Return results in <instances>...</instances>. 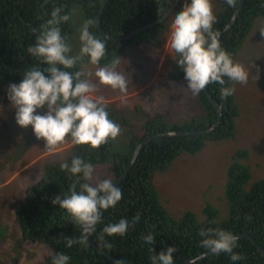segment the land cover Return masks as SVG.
<instances>
[{"label":"trees","instance_id":"obj_1","mask_svg":"<svg viewBox=\"0 0 264 264\" xmlns=\"http://www.w3.org/2000/svg\"><path fill=\"white\" fill-rule=\"evenodd\" d=\"M175 1L108 0L102 15L103 28L111 36L126 35L162 17ZM221 1L224 9L216 15L217 23L214 25L220 31L231 21L240 0H237L235 8L228 7L224 0ZM102 2L103 0H0V88L11 83H19L24 71L36 63L35 58L27 53V47L35 42L32 28L49 19L55 7H61L62 14H70L75 4H82L87 19L95 21L90 31L104 39L105 36L98 27ZM184 2L185 0H181L175 12L182 10ZM263 15L264 6L261 5L260 0H244L237 21L221 38L222 45L234 60L255 19ZM171 16L166 21L150 26L129 39L122 41L108 39V55L102 63L107 62L113 55L121 57L130 46L150 44L157 50H162L167 45L165 37L171 29ZM61 28L62 34L66 37L73 31L69 21L62 24ZM170 52L171 49L166 55ZM173 54L174 57L175 53ZM75 70H80L79 64L72 69ZM168 77L180 79L187 86L180 68L170 72ZM208 88L223 110V118L218 127L209 134L164 136L147 143L122 181L125 188L124 196L103 213L102 220L97 225V232L89 237L97 245L119 258L123 257L126 261L151 264L149 246L144 245L141 239L143 234L151 231L157 233L156 243L152 245L153 250L159 253L162 250L166 251L167 246H174L177 251L173 256L177 263L205 253V250L199 247L201 239L199 230L202 227H218L230 230L236 235L239 233L254 235L264 247V178L256 180L246 188L251 179V171L247 165L237 160L247 157L245 150L237 153L229 168L227 197L230 203V216L221 223L215 222L218 210L211 205H207L203 210L206 215V219H202L204 221L199 222L197 214L193 211H185L181 219L177 220L161 203L154 185V172L166 169L182 151L196 153L204 147L207 140L222 141L234 138L236 119L239 115L235 96L221 99L218 84H210ZM198 96L202 109L199 118L195 117L182 125L170 127L163 114L149 115L141 135L133 133L131 136L129 148L125 153L113 152L112 140L94 150H90L87 146L71 145L72 152L65 161H70L74 154L82 156L92 164H101L112 159L110 172L114 176L113 179H118L129 166L138 144L147 136L171 129H207L215 123L218 109L204 91ZM103 103L108 102L103 101ZM107 107L110 119L120 122L121 117L116 110L108 105ZM61 163L63 162L48 165L42 177L27 187L25 198L16 213L23 238L49 245L52 252L47 259L50 261L53 255L63 252L71 257L69 264H116L117 261L102 254L88 241L86 245L75 244L71 248L66 246V238L78 239L81 232L79 226L68 220L63 209L52 204V200L56 196L63 198V192L68 193L73 185L79 190V183L75 177L66 174L60 168ZM137 213L140 215L139 222L131 226L127 232L102 234L103 224L108 220L119 219L124 214L131 217ZM109 240L112 243H109ZM238 244L234 251L241 253L243 259L235 264H264V255L253 241L239 238ZM191 264H233V262L229 254L221 253L209 254Z\"/></svg>","mask_w":264,"mask_h":264},{"label":"clouds","instance_id":"obj_2","mask_svg":"<svg viewBox=\"0 0 264 264\" xmlns=\"http://www.w3.org/2000/svg\"><path fill=\"white\" fill-rule=\"evenodd\" d=\"M224 2L235 8L237 0ZM260 3L264 6V0ZM69 20L70 14H62V8L55 7L49 19L32 28L35 42L27 47V53L36 63L24 71L19 83L9 84L7 91L9 104L15 109L16 124L23 129L31 126L36 139H43L44 147L49 151L66 138L75 147L87 146L94 150L120 135L121 127L110 119L103 98H92L96 84L88 77L94 75L99 84L122 95L129 90V75L118 70L121 57L113 55L102 63L108 55L109 38L101 39L90 31L95 21H83L78 35L79 50L73 54L72 45L61 28ZM216 23L212 0H185L182 10L171 16L167 46L175 53V63L183 71L187 88L193 95H198L210 84H218L221 99H227L235 93V87L230 86L233 82L248 83L249 70L235 61L222 45L221 32L214 27ZM85 61L95 67L94 73L82 68L72 71ZM60 168L79 183V190L73 185L68 193L63 192V198L56 196L52 200V204L63 209L68 220L79 226L81 232L78 239L66 238V246L86 245L88 238L97 232L103 213L117 204L124 196L125 188L117 179L105 178L93 183L94 165L80 155L74 154L70 161L61 163ZM139 220L138 213L108 220L103 224L102 234L127 232ZM156 236L157 233L149 231L141 237L143 244L149 246L151 264H176L173 253L177 249L174 246H167L166 251L159 253L153 250ZM199 236V247L205 253L229 254L233 264L243 259L241 253L234 251L239 246V237L232 231L202 227ZM70 260L69 255L59 252L52 256L51 264H69ZM116 264L127 262L120 257Z\"/></svg>","mask_w":264,"mask_h":264},{"label":"rangeland","instance_id":"obj_3","mask_svg":"<svg viewBox=\"0 0 264 264\" xmlns=\"http://www.w3.org/2000/svg\"><path fill=\"white\" fill-rule=\"evenodd\" d=\"M215 14L223 11L221 0H212ZM87 19L82 4H75L69 22L73 26L67 37L73 54L79 50V29ZM264 15L255 19L252 29L242 44L235 61L249 70L247 84L232 83L235 100L239 108L236 119V134L230 140H207L196 153L182 151L164 170H156L153 182L162 204L177 220L185 211L197 214L204 221L203 210L211 205L218 210L215 220L221 223L230 216L227 197L229 168L241 150L247 157L237 159L251 171L249 187L264 178ZM168 35L165 37L167 44ZM165 45L157 50L150 44L130 46L121 56L118 70L129 75V90L126 95L101 85L95 76L88 77L96 84L93 98L102 97L110 108L121 117V133L112 140L113 152L125 153L130 138L140 136L149 115L163 114L170 127L182 125L192 118L201 116L200 98L193 95L178 79L168 74L179 69L173 52ZM85 72L95 67L79 64ZM259 73L258 77L256 76ZM9 85L0 88V264H51L47 256L52 250L49 245L24 239L19 229L17 209L21 206L26 189L42 177L45 165L65 162L71 154V142L66 140L51 151L44 147L43 139L37 140L31 126L20 128L15 122V109L7 98ZM127 121H126V119ZM3 162V164H1ZM112 159L93 164V183L105 178L113 179L110 172ZM12 176V177H11ZM204 219V220H202Z\"/></svg>","mask_w":264,"mask_h":264},{"label":"water","instance_id":"obj_4","mask_svg":"<svg viewBox=\"0 0 264 264\" xmlns=\"http://www.w3.org/2000/svg\"><path fill=\"white\" fill-rule=\"evenodd\" d=\"M108 0H103L101 8H100V13L98 15V27L99 30L101 31V33L105 36L108 37L109 40H113V41H122V40H126L131 38L132 36H134L135 34L141 32L142 30H145L146 28L150 27V26H154L156 24H160L164 21H166L177 9V7L180 5L181 0H176L173 5L171 6V8L168 10V12L166 14H164L162 17H160L159 19H157L156 21L142 27L136 30L131 31L130 33L126 34V35H122L119 37H115V36H111L109 35L103 28L102 25V15L104 13L106 4H107ZM244 5V0H240L239 1V5L237 10L235 11L231 21L226 25V27L224 29H222L221 32V38L222 36L235 24V22L237 21V17L240 14L242 7ZM204 92L206 93L207 97L209 98V100L216 106V108L218 109V118L215 121V123L207 128V129H200V130H189V129H171V130H165V131H161L158 133H154L151 134L149 136H147L145 139H143L137 146V148L135 149L133 158L129 164V166L126 168V170L124 171V173L117 179L119 180L121 183L124 180V178L128 175L131 167L136 163L138 155L140 153V151L142 150V148L149 142L153 141L154 139L157 138H161L164 136H181V135H193V134H209L211 133L215 128L218 127V125L220 124V122L222 121L223 118V110L222 107L220 105V103L212 96V93L210 92L208 86L206 87V89L204 90ZM237 236L239 238H248L251 241H253L258 249L263 253L264 255V247L256 240L254 235L248 234V233H239L237 234ZM88 242L94 246L96 249H98V251H100L102 254L108 256L110 259L114 260V261H118L119 257H117L116 255L112 254L111 252H109L108 250L100 247L99 245H97L95 242H93L90 238H88ZM211 254L210 252L208 253H203L197 257H194L192 259H187L181 262H177L176 264H191L194 263L200 259H202L203 257L207 256ZM127 264H138V263H134V262H130V261H126Z\"/></svg>","mask_w":264,"mask_h":264},{"label":"crops","instance_id":"obj_5","mask_svg":"<svg viewBox=\"0 0 264 264\" xmlns=\"http://www.w3.org/2000/svg\"><path fill=\"white\" fill-rule=\"evenodd\" d=\"M168 47V46H167ZM104 101V100H103ZM56 147H58V146H56ZM1 164H3V162L1 163ZM49 165V164H48ZM48 165H45V168L48 166ZM12 177V176H11Z\"/></svg>","mask_w":264,"mask_h":264}]
</instances>
